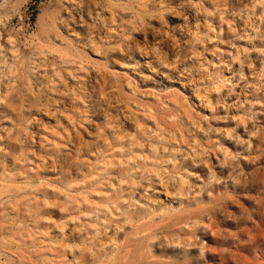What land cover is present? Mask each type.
Wrapping results in <instances>:
<instances>
[{
    "label": "rangeland",
    "instance_id": "rangeland-1",
    "mask_svg": "<svg viewBox=\"0 0 264 264\" xmlns=\"http://www.w3.org/2000/svg\"><path fill=\"white\" fill-rule=\"evenodd\" d=\"M138 213L150 264H264V0H0V264H123Z\"/></svg>",
    "mask_w": 264,
    "mask_h": 264
},
{
    "label": "bare ground",
    "instance_id": "bare-ground-1",
    "mask_svg": "<svg viewBox=\"0 0 264 264\" xmlns=\"http://www.w3.org/2000/svg\"><path fill=\"white\" fill-rule=\"evenodd\" d=\"M143 218L144 216L142 214H137L139 230L149 232L143 235L141 234V238L137 237V239L135 238L133 241L131 240V242H128L126 245L121 246L122 253L120 257V262H123V264H150V262L148 261L152 257L151 241L155 236L153 231L159 228L160 223L142 221ZM138 242L139 244H137Z\"/></svg>",
    "mask_w": 264,
    "mask_h": 264
}]
</instances>
